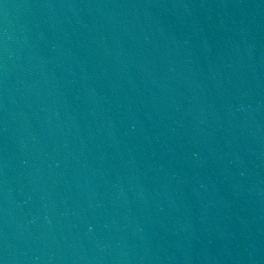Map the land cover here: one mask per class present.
<instances>
[{"label": "water", "instance_id": "water-1", "mask_svg": "<svg viewBox=\"0 0 264 264\" xmlns=\"http://www.w3.org/2000/svg\"><path fill=\"white\" fill-rule=\"evenodd\" d=\"M0 264H264V0H0Z\"/></svg>", "mask_w": 264, "mask_h": 264}]
</instances>
